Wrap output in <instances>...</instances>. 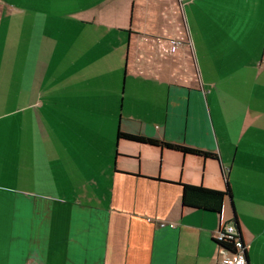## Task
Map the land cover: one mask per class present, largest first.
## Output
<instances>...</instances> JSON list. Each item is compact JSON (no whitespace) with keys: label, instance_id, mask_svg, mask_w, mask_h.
<instances>
[{"label":"crops","instance_id":"1","mask_svg":"<svg viewBox=\"0 0 264 264\" xmlns=\"http://www.w3.org/2000/svg\"><path fill=\"white\" fill-rule=\"evenodd\" d=\"M231 221L264 264V0H0V264H231Z\"/></svg>","mask_w":264,"mask_h":264},{"label":"trees","instance_id":"2","mask_svg":"<svg viewBox=\"0 0 264 264\" xmlns=\"http://www.w3.org/2000/svg\"><path fill=\"white\" fill-rule=\"evenodd\" d=\"M117 138L118 140L124 139L160 148H167L173 151L180 152L184 155H193L205 159H218V155L214 152L190 147L184 144L168 142L152 137H146L142 135L124 133L122 131H119ZM180 185L182 187V206L186 208L201 209L204 211L221 214L226 196L231 195L230 189L223 191L208 188L203 185H193L186 183H180ZM231 222L234 223L237 227L235 221ZM217 243L220 247H223L228 251H233L235 248L234 240L227 239L222 242L217 241Z\"/></svg>","mask_w":264,"mask_h":264},{"label":"built area","instance_id":"3","mask_svg":"<svg viewBox=\"0 0 264 264\" xmlns=\"http://www.w3.org/2000/svg\"><path fill=\"white\" fill-rule=\"evenodd\" d=\"M193 0H178V3L180 5H184L186 3H189ZM153 47L158 48L159 55L161 59H172L175 58L178 62L179 66V73L177 75V78L184 79L186 81H189L191 78L192 80H199L200 76L198 73H193L191 77L185 76L180 69H182L183 62L182 55H181V47L182 46H190V41L187 38V32L186 30L182 28V26H179L176 33L174 34H166L162 37H157L156 39H152L151 42ZM188 46V47H189ZM227 239L234 240L235 248L233 251H228L223 247H220L222 252H230L232 253V259L227 258V261H231V264H248L247 258H246V252L244 248V244L241 240L240 233L238 228L235 226L232 222L224 223L221 226V229L216 237V240L218 242L225 241Z\"/></svg>","mask_w":264,"mask_h":264},{"label":"rangeland","instance_id":"4","mask_svg":"<svg viewBox=\"0 0 264 264\" xmlns=\"http://www.w3.org/2000/svg\"><path fill=\"white\" fill-rule=\"evenodd\" d=\"M140 105V104H139ZM174 157H178L179 155H175V154H172ZM194 161H196V160H194Z\"/></svg>","mask_w":264,"mask_h":264}]
</instances>
